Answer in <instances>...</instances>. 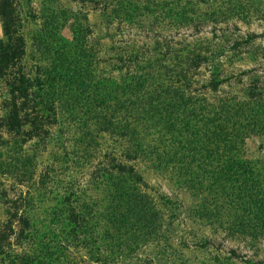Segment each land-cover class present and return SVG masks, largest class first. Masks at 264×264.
Listing matches in <instances>:
<instances>
[{
  "label": "rangeland",
  "instance_id": "1",
  "mask_svg": "<svg viewBox=\"0 0 264 264\" xmlns=\"http://www.w3.org/2000/svg\"><path fill=\"white\" fill-rule=\"evenodd\" d=\"M13 1L24 54L16 67L8 70L6 75L0 74V119L9 112L11 89L6 86L7 80L12 82L11 78L18 74L20 67L34 72L36 66L51 63L56 54H46V49L56 51L60 43L73 42L78 35L85 38V44L94 52L97 63L93 69L97 79L94 84L102 86L97 89L99 96L113 94L118 87L129 84L128 77L136 71L135 67H140V62L131 55L133 37L138 39L139 44L135 48L141 53L151 51L154 41L163 45L169 43L171 47L180 49V56L184 57L182 62L186 65L190 63V57H186L190 50L185 46L191 48L197 44L202 49L199 50L201 57L206 55L210 61L194 69L195 78L202 81L198 86L213 74L222 73L221 70L235 73L236 78L243 71H249L251 76L258 75L264 81V58L260 55L264 51V0H238L239 4L233 7L228 0H190L191 7L195 9L193 12L186 9V0H136L134 2L141 5V9H134L136 14L164 13L200 21L201 15L215 8L217 21L216 24L196 23L188 27L165 23L155 24L154 28L134 26L122 31L116 30V26L106 25L105 18L111 13L120 14V7L110 8L112 6H106L105 0H98L104 2L101 4L96 1L92 4L91 0ZM3 40L4 29L0 17V42ZM235 45L237 49L232 50L231 47ZM206 49L208 52L205 53ZM226 76L232 77V74ZM243 79L244 84L248 83V78ZM242 85L234 80L229 86L221 87L215 97L237 93ZM63 91L66 102L57 105V121L49 128L46 138L22 144L21 136L16 139L13 134L0 131V137L10 144H0V225L9 224V221L13 225L14 233L10 236L12 264H96L94 252L104 242L98 236L100 241L96 247L91 243L90 234L94 232L99 235L96 226L99 220L94 217L86 220L88 226L84 234L78 239H70L73 225L68 219L73 211L80 213L90 204L104 200L110 176H119L114 170L118 162L134 166L144 180V190L147 189L146 193L157 211L156 223L154 219L157 225L150 229L149 243L145 247L139 248L134 255L118 258L115 264L264 263V238L254 245L249 240L230 237L220 226L221 222L228 221L225 216L209 222L206 219H193L187 209L195 203L193 196H202L185 187L172 165L159 168L148 154L138 155L134 161L125 159L127 143L117 133L100 132L95 126L94 116L90 118L83 115V111L72 110L82 103L74 87L66 85ZM141 97L143 95L140 94ZM207 97L211 102L216 99L211 93ZM72 104L74 106L69 108ZM133 110L139 117L135 128L150 127L151 121L142 117L136 107ZM120 116L125 121H133V117L126 115L125 111H121ZM155 138L153 130L146 131L145 141ZM14 141L16 148L13 147ZM242 156L250 161H260L259 168L263 170L264 138L250 136L246 139ZM22 166L26 175L23 181L14 175L15 169L23 171ZM19 197L28 198L29 204L24 207L26 209L15 211L11 202ZM210 197L206 200L212 206L214 198ZM224 204L219 203L217 207ZM15 213L17 218L13 219ZM20 216L27 218L29 228L19 223ZM85 216L89 217L87 214Z\"/></svg>",
  "mask_w": 264,
  "mask_h": 264
},
{
  "label": "trees",
  "instance_id": "2",
  "mask_svg": "<svg viewBox=\"0 0 264 264\" xmlns=\"http://www.w3.org/2000/svg\"><path fill=\"white\" fill-rule=\"evenodd\" d=\"M95 1L104 3L98 0H91V3ZM134 1L105 0L106 6H112L110 8L120 7L122 15L111 13L104 17L106 25L116 26V30L122 31L134 26L154 28L155 24L165 23L188 27L196 23L216 24L217 21L215 8L201 15L200 21L164 13L140 15L134 13V9H141V5ZM186 3V9L193 12L190 0H186ZM237 3L238 0H228L231 7L237 6ZM16 12L13 0H0V17L4 29V40L0 42V74L4 75L17 66L24 54ZM131 43V55L140 62V67H135L136 71L128 77L130 83L118 87L113 94L98 95L97 89L102 86L94 84L97 80L93 70L97 64L96 59L83 36L78 35L73 42L60 43L56 51L46 49V54L54 52L56 57L53 56L51 63L36 66L34 72H27L25 67L22 70L18 66V74L11 78L12 82L7 80L6 86L11 89L9 112L5 118L0 119V131L13 134L16 139L21 136L22 144L33 139H44L49 128L56 124L57 105L66 102L64 88L66 85L70 88L72 86L81 96L79 101L82 103L78 108H72L76 104L74 101V105L68 107L83 111V115L90 118L94 116L95 126L100 132L117 133L127 143L125 159L134 161L138 155L148 154L153 163H158L159 168L172 165L177 178L183 181L185 187L204 197L193 196L195 203L187 209L193 219H206L209 222L213 218L218 220L225 216L228 221L221 222L220 226L230 237H240L258 245L260 238H264V169L259 168L260 161H250L242 153L245 141L250 136L264 138V81L258 75L251 76L249 71H243L236 78L235 73L221 70L222 73L213 74L198 86L202 81L195 78L194 69L210 61L206 55L201 57L199 50L202 49L197 44L191 48L185 46L190 50H186V57H190V63L186 65L182 62L184 57L180 56V49L171 47L167 42L163 45L154 41L151 51L144 53L135 48L139 44L138 39L133 37ZM231 48L235 50L237 45ZM260 55L264 58V51ZM171 69H176L175 73ZM226 74H232V77ZM243 78H248V83L244 84ZM234 80L243 84L237 93L215 97L221 87L229 86ZM210 93L216 98L212 102L207 97ZM140 94L143 95L141 99ZM134 107L142 117L151 121L150 127L135 128L139 117L134 114ZM121 111L133 117V121H125L120 116ZM151 130L155 132L156 138L147 142L145 134ZM1 137V145H10ZM15 144L16 141L13 142L14 148ZM118 163L114 170L119 176H110L104 200L90 204L85 210H77L80 213L73 211L68 219L73 225L70 239H78L84 234L88 226L86 220L91 217L99 220L96 224L99 235L94 232L90 234L91 243L96 247L100 241L98 236L105 243L100 245L105 246V249L99 247L94 252L96 264H115L124 255H134L139 248L149 243L150 229L157 225V211L146 193L147 189L144 190V180L134 166ZM22 168V172L15 169L14 173L21 181L26 176L24 166ZM209 196L214 198L212 206L206 200ZM219 203L225 204L218 208ZM28 204L29 200L25 197L11 202L15 211H20V208ZM12 218H17L16 213ZM26 219L20 216L19 223L29 228ZM13 233L11 221L0 225V264L13 262V253L10 251V236ZM244 264L264 263L245 261Z\"/></svg>",
  "mask_w": 264,
  "mask_h": 264
}]
</instances>
